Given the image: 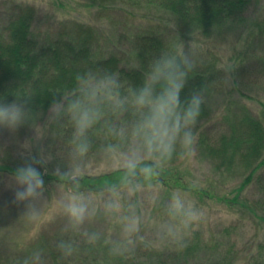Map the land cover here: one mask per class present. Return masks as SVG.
I'll return each mask as SVG.
<instances>
[{
  "label": "trees",
  "instance_id": "obj_1",
  "mask_svg": "<svg viewBox=\"0 0 264 264\" xmlns=\"http://www.w3.org/2000/svg\"><path fill=\"white\" fill-rule=\"evenodd\" d=\"M51 1L56 12L63 14L48 18L56 26L40 30V8L22 1L15 5L0 35V104L15 101L24 109L25 118L40 120L48 128L47 139L54 135V150L63 155H69L67 149H75L81 156L133 154L137 167L132 172L122 162L102 173L73 174L66 168L56 170L52 163L36 164L45 173V189L111 198L129 188L138 197L139 187L154 186L158 196L153 206L142 210L140 205L137 210L142 227L164 211L176 213L179 206L182 211L198 213L223 209L235 217L231 229L235 226L239 231L253 223L255 233L242 249L238 239L230 242L224 247V259L216 264H264L260 238L264 234V97L241 89L238 79L249 58L259 62L264 74V56L251 52L257 41L264 43V22L250 18L253 9L264 7V0H149L150 9L159 14L158 29L138 32L136 49L128 56L102 47L92 19L107 17L130 0ZM172 27L179 38L170 43L165 31ZM226 34L245 42L247 49L241 53L236 44L227 41L232 54L229 65L216 59L203 68L180 54L179 48L188 42L215 44L227 39ZM165 62L179 63L185 71L184 96L195 93L204 100L194 128V146L184 142L181 134L170 152L146 145L140 125L147 109L138 103L145 85L159 92L154 70ZM54 101L61 109L52 118ZM83 110L90 113L92 122L80 135L77 118ZM216 118L225 120L228 128L212 135L209 129ZM198 153L210 161L212 174L208 177L198 176L191 167ZM31 158L15 165L0 163V175L13 176ZM254 189L257 193L252 197ZM207 225L195 224L190 230L192 240L185 247L178 246L174 256L166 257L152 246L154 261L148 263L138 260L135 252H117L112 261L102 259L105 248L116 250V245L79 243L56 235L47 248L48 264H193L198 258L194 253L202 245L213 250L216 243L221 244L217 234L205 229ZM4 256L0 252V264H33L23 256L11 261Z\"/></svg>",
  "mask_w": 264,
  "mask_h": 264
},
{
  "label": "rangeland",
  "instance_id": "obj_2",
  "mask_svg": "<svg viewBox=\"0 0 264 264\" xmlns=\"http://www.w3.org/2000/svg\"><path fill=\"white\" fill-rule=\"evenodd\" d=\"M22 1L34 3L40 8V30L56 26L53 20L48 21L52 15L59 18L63 15L62 12H56L51 0H0V35L3 34L8 19L13 15L15 5ZM150 3L149 0H130L127 5L117 8L107 17H93L92 22L97 26L102 47L110 51L126 52L127 56L129 52H134L137 45L135 36L138 32L148 28L158 29L156 19L159 14L157 10L150 9L152 7ZM250 18L253 21L264 22V7L253 9ZM165 32L170 43L178 40L174 27ZM243 33L244 29L240 31V34ZM227 41L236 44L237 50L241 53L247 51L245 42L235 39L233 35L228 38L227 35V39H220L215 44L208 40L201 43L188 42L179 48L180 54L203 68L211 65L216 59H219L222 65H229L232 54ZM251 52L264 56V43L257 41ZM238 79L241 89L255 96L264 97V74L260 71L258 61L249 58L244 64V69L238 74ZM219 100L220 98L216 103H219ZM59 109L61 107L56 112ZM56 112L52 111V118ZM212 123L209 129L212 135L228 128V123L219 118ZM46 132L48 128L44 127L40 120L34 121L27 117L14 128L0 125V163L21 164L31 158L30 156L37 154L42 156L44 163H52L56 170L66 168L73 174L83 171L97 174L122 162L126 163L134 156L126 154L125 157L118 153L111 155L108 152L81 156L75 149H67L69 155H63L62 151L54 150V135L47 139ZM27 141H31L30 149L23 147ZM191 167L200 177L212 174L210 161L199 153L193 156ZM12 177L7 174L0 175V252L5 255L4 259L8 258L10 261L23 256L30 259L33 264H48L47 248L51 245L53 236L62 235L79 243L106 241L116 245V250L105 248L103 256L100 257L102 259L112 261L116 260L117 252L123 255L135 252L138 260L148 263L154 261L152 260L154 257L150 255L153 247L165 252L166 257L179 253L178 246H187L192 240L190 230L195 228V224L202 222L208 223L205 229L217 234L221 244L216 243L217 247L213 250L210 246L206 248L202 245L194 253L198 258L193 264H216L217 260L224 259V247L229 246L230 242L236 243L238 239V248L242 249L255 233L253 223L239 231L235 230V226L231 229L235 217L223 209L221 211L215 208L213 212L198 213L182 211V206L178 207L176 213L170 211L160 213L156 220L152 219L146 227H142L139 224L137 210L140 205L142 210L153 206L158 196V189L154 186L139 187L138 197L135 196L133 189L129 188L128 191L111 198L75 196L64 189L54 187L50 191L45 189L44 195L39 200L31 202L30 208L28 202L15 201L18 186ZM251 192L250 196L254 197L257 189ZM73 203L85 208L82 220L70 214L69 205ZM260 238L264 241V234Z\"/></svg>",
  "mask_w": 264,
  "mask_h": 264
},
{
  "label": "clouds",
  "instance_id": "obj_3",
  "mask_svg": "<svg viewBox=\"0 0 264 264\" xmlns=\"http://www.w3.org/2000/svg\"><path fill=\"white\" fill-rule=\"evenodd\" d=\"M190 67V66H189ZM186 73L179 63L165 62L154 70V79L160 84L159 92L145 85L138 95V103L147 109L140 128L144 132L145 143L149 148L161 152H170L175 139L182 134L184 142L194 146L196 134L195 125L204 103L203 97L198 94L184 96ZM59 102H53L51 110L56 112ZM24 118V109L15 101L0 104V125L8 128L18 126ZM92 118L87 110L79 113L77 131L83 135L90 126ZM39 139V137H37ZM23 147L30 149L31 141ZM44 164L42 156H33L30 163H26L14 172L12 179L18 186L15 191L16 202H28L32 207L33 201L39 200L45 191L44 175L35 165ZM126 167L134 172L137 167V158L130 157ZM147 172L148 169H142ZM70 214L83 219L85 208L75 203L69 205Z\"/></svg>",
  "mask_w": 264,
  "mask_h": 264
}]
</instances>
